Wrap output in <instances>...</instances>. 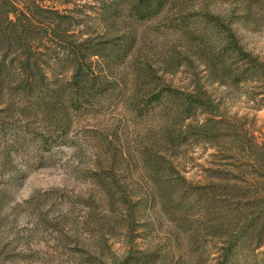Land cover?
Segmentation results:
<instances>
[{
    "label": "rangeland",
    "instance_id": "obj_1",
    "mask_svg": "<svg viewBox=\"0 0 264 264\" xmlns=\"http://www.w3.org/2000/svg\"><path fill=\"white\" fill-rule=\"evenodd\" d=\"M42 4L77 14L75 20L82 24L95 18L92 0ZM195 4L196 10L207 4L210 11L231 19L242 46L264 60V0ZM164 21L163 16L119 21L115 31L132 32L136 40L115 69L118 95L76 116L60 141L42 155L35 157L33 149L17 153L14 140L23 125L5 121L0 132V264H101L122 257L130 247L134 253H170V264H213L226 234H239L247 219L226 212L220 190L183 205L170 202L164 207L154 199V187L166 183L156 173L159 164L152 161L169 150L170 160L194 190L209 192L211 183L218 182L215 170L225 171L222 176L231 177L240 195L264 189V87L216 82L207 70L216 48L207 27L197 24V33H184ZM144 68L172 88L202 86L217 104L231 137L218 147L191 137L181 143L166 135L167 129L174 131L167 115L136 117L129 96L135 70ZM64 71L66 67L58 72ZM251 151L261 160L254 162ZM109 168L115 172L114 181L98 180L97 174ZM177 178L173 172L168 184L175 187ZM119 190H125L129 205L121 202ZM262 252L264 245L256 254Z\"/></svg>",
    "mask_w": 264,
    "mask_h": 264
},
{
    "label": "trees",
    "instance_id": "obj_2",
    "mask_svg": "<svg viewBox=\"0 0 264 264\" xmlns=\"http://www.w3.org/2000/svg\"><path fill=\"white\" fill-rule=\"evenodd\" d=\"M45 1L0 0V132H4L6 120L23 125L24 130L14 140L17 153L33 149L35 157L42 155L60 141L76 116L98 109L118 95L115 69L128 58L136 40L132 32L115 31L123 18L149 21L163 16L168 27L184 33H197L194 27L202 24L216 46L214 59L207 66L209 75L222 85L252 83L253 89L264 87V60L242 46L231 19L210 11L207 4L196 10L195 0H92L95 18L82 24L75 20L77 14L49 9L42 4ZM65 67L66 72H58ZM133 80L130 111L139 118L167 115L174 131L167 129L166 135L173 141L185 143L191 137L218 147L231 137L217 104L202 86L172 88L145 68L135 70ZM171 154L163 150L152 161L154 166L159 164L156 173L166 184H157L151 196L165 207L170 202L188 204L210 196L211 191H222L226 212L247 221L238 235L226 234L213 264H264V252L256 254L264 245V189L240 195L241 188L231 177L215 170L218 182L211 183L209 192L194 190L170 160ZM250 157L254 162L261 160L252 151ZM173 172L178 174L175 187L170 185ZM114 173L109 168L97 178L112 182ZM119 191L121 202L129 205L125 190ZM172 258L170 253L157 251L134 253L130 247L122 257L101 264H170Z\"/></svg>",
    "mask_w": 264,
    "mask_h": 264
}]
</instances>
